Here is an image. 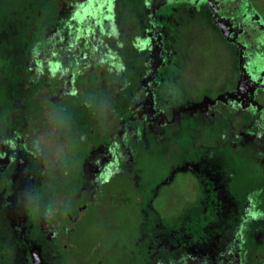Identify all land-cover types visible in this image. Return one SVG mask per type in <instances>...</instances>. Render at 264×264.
<instances>
[{
	"label": "flooded vegetation",
	"instance_id": "flooded-vegetation-1",
	"mask_svg": "<svg viewBox=\"0 0 264 264\" xmlns=\"http://www.w3.org/2000/svg\"><path fill=\"white\" fill-rule=\"evenodd\" d=\"M77 1L67 0L65 9ZM87 1L99 3L94 19L76 13L79 7L66 10L56 19L68 30L61 47L51 30L48 46L32 55L40 74L26 73L28 98L50 109L39 113L48 134L41 145L21 141L29 124L23 116L14 156L20 160L23 150L38 159L49 191L31 213L28 261L14 264H264V20L254 11L255 0L191 2L211 11L236 72L223 95L178 111L177 120L194 119V128L187 140L172 134L171 142L164 125L154 131L135 111L150 95V73L163 64L159 48H139L138 69L107 0ZM85 21L92 27L70 32L69 24ZM102 84L113 88L114 99H84L83 88L96 92ZM77 86L82 91L75 98ZM1 132L2 125L0 138ZM149 138L161 153L152 174L142 153ZM38 151H46L45 161ZM185 172L197 176L191 182L204 184L203 192L181 191L176 175ZM186 198H205V212L178 208L181 218L173 220L167 212L174 210L161 207L163 199Z\"/></svg>",
	"mask_w": 264,
	"mask_h": 264
},
{
	"label": "rangeland",
	"instance_id": "rangeland-1",
	"mask_svg": "<svg viewBox=\"0 0 264 264\" xmlns=\"http://www.w3.org/2000/svg\"><path fill=\"white\" fill-rule=\"evenodd\" d=\"M151 1L155 0H107L105 6L112 9L120 40L138 69L139 48L150 53L153 47H158L156 56L164 59L150 73V95L135 110L140 120L154 131L160 124L164 125L167 141L171 142L172 134L174 138L180 134L178 138L183 141L192 132L195 120L178 121V111L201 107L207 99L223 95L227 82L236 72V61L231 60L229 45L213 24L209 8L194 7L193 0H163L153 7ZM259 1H253V8L264 20V0ZM69 4L67 0H0V264H14L24 258L28 261L31 213L49 191L41 177L39 160H31L23 150L20 160L14 156L17 153L14 134L22 126L31 104L26 73L30 71L31 77L40 74L32 55L48 46L47 35L56 19L66 14L65 5ZM98 6L96 1L78 0L71 9L79 7L76 13L94 19ZM146 143L148 148L142 153L148 162L147 169L150 174L153 170L157 173L160 150L151 138ZM148 150L155 152L147 153ZM32 176L35 180L30 183ZM176 177L184 185L182 192L204 191V184H192L196 175L185 172ZM241 180L236 178L234 182ZM161 203L162 208L174 210L167 212L173 220L181 218L175 214L181 213L178 208L199 207L203 214L207 206L205 198L163 199ZM95 232L94 224L88 235Z\"/></svg>",
	"mask_w": 264,
	"mask_h": 264
},
{
	"label": "trees",
	"instance_id": "trees-1",
	"mask_svg": "<svg viewBox=\"0 0 264 264\" xmlns=\"http://www.w3.org/2000/svg\"><path fill=\"white\" fill-rule=\"evenodd\" d=\"M78 26H80V27L78 28ZM88 27H92V24L88 23L86 21L82 22L80 24H77V26L76 25L74 26V24H69V28L71 29L70 32H72V31L79 32L80 28H88ZM51 30H52L54 38L56 39L55 45H57L58 47H61V39H62L61 34H63V33L66 34V32L68 31L66 29V23L64 21H61V20H56ZM53 36H52V38H53ZM57 60H58V58H57ZM58 61L60 62V60H58ZM104 80H107L106 77H104ZM75 89H76L77 93L73 94V96L75 98H77V97H79V95H81L82 87L77 86ZM83 90H84V93H83L84 99H90L94 96H96V99H114V95H115L113 88L108 87L105 84H102L98 88L96 87V92H93L92 91L93 89L88 88V87L83 88ZM54 92H49V95L54 93ZM38 94L40 95L39 88H37V92H36L37 96H38ZM45 94L46 93H42L41 95H45ZM32 95H35V93L33 92ZM46 96H48V94ZM30 101H31V104L29 105L28 110L26 111V114H25L28 117L27 120H28L29 124L27 123L25 129L20 131V139H21V141H22V139H25L27 141L30 140L28 142L30 145H34V144L35 145H41V143H44V134H48V132H43L42 130L44 128H46L45 127L46 124H47V126H49V123L42 120L39 113L40 112L45 113L47 110H50V109H48V105L46 104L45 101L44 102H38L37 99H31ZM55 106L59 107L60 105L56 104ZM69 107H70V105H69ZM68 111L70 112L71 109H69ZM29 114H34L38 118H36L33 121L34 118L30 117ZM32 127H34L35 129ZM32 129L34 131H36V137L34 136V138L30 135V133L33 134ZM133 145H134L133 149H135V142ZM43 152L45 153L46 151H43ZM43 152L38 151L37 153H38V155L41 154V156H40V157H42L41 159L43 161H45L47 158H46V155L43 156L44 155V154H42Z\"/></svg>",
	"mask_w": 264,
	"mask_h": 264
}]
</instances>
